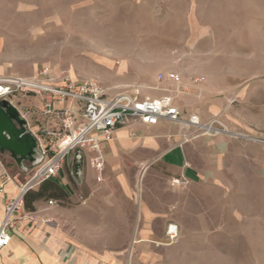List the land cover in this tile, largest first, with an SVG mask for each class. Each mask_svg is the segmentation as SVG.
<instances>
[{"label": "crops", "instance_id": "obj_1", "mask_svg": "<svg viewBox=\"0 0 264 264\" xmlns=\"http://www.w3.org/2000/svg\"><path fill=\"white\" fill-rule=\"evenodd\" d=\"M177 74V85L142 81L144 97L171 96L182 117L217 118L228 133L196 136L167 121L154 126L128 121L105 151L100 182L88 165L80 183L70 178L73 155L50 179L62 190L61 201L77 203L81 191L88 196L86 206L60 208L56 201L57 208L47 213L57 222L52 227L17 217L0 264H184L190 255L264 256V87L234 89L236 83L224 75L218 84L204 76L190 83ZM44 100L12 99L29 132L45 125ZM42 143L48 146L49 139ZM126 146L131 151L122 152ZM0 161L21 182L33 172L24 163L28 172L22 173L8 152H0ZM179 176L188 184L171 189L168 181ZM15 192L10 184L0 191V221L5 196ZM40 201L24 212L42 219ZM167 224L179 231L174 246H161Z\"/></svg>", "mask_w": 264, "mask_h": 264}, {"label": "rangeland", "instance_id": "obj_2", "mask_svg": "<svg viewBox=\"0 0 264 264\" xmlns=\"http://www.w3.org/2000/svg\"><path fill=\"white\" fill-rule=\"evenodd\" d=\"M42 67L56 79L96 80L106 97L145 98L141 82L171 70L190 83L225 76L234 89L264 87V0H0V76ZM87 198L80 191L77 203L57 207ZM48 200L32 219L52 227ZM184 264H264V256L190 255Z\"/></svg>", "mask_w": 264, "mask_h": 264}, {"label": "built area", "instance_id": "obj_3", "mask_svg": "<svg viewBox=\"0 0 264 264\" xmlns=\"http://www.w3.org/2000/svg\"><path fill=\"white\" fill-rule=\"evenodd\" d=\"M158 81H168L175 85L181 82L179 74L160 73ZM202 79H194L199 82ZM34 96L45 98L41 116L45 125L38 133H27L39 148L42 160L34 165L33 172L21 182L17 175H10L0 161V191L5 185H12L15 194L5 196L3 216L0 221V255L11 240V233L17 217L32 221V216L24 212L23 198L29 191L36 189L42 182L53 179L64 169L65 160L73 155L69 165V177L81 182L85 165L95 174L96 182L102 179L105 166V151L117 129L137 120L145 125L154 126L160 121L181 125L199 135L214 136L228 133L217 118L202 122L196 115L181 116L171 96L158 99L139 98L136 95L120 93L106 97L102 85L93 79L73 80L70 77L56 79L47 67H42L32 77L0 76V101L10 106L15 96ZM26 125V121L22 118ZM52 121L54 122L52 124ZM49 139V145L42 143ZM17 167L22 173L28 172L24 166ZM171 186L183 189L188 184L184 176L171 179ZM49 206H56L55 200H48ZM165 245L177 243V225L167 224Z\"/></svg>", "mask_w": 264, "mask_h": 264}, {"label": "water", "instance_id": "obj_4", "mask_svg": "<svg viewBox=\"0 0 264 264\" xmlns=\"http://www.w3.org/2000/svg\"><path fill=\"white\" fill-rule=\"evenodd\" d=\"M0 152H8L18 166H31L42 160L41 152L16 110L6 101H0Z\"/></svg>", "mask_w": 264, "mask_h": 264}, {"label": "trees", "instance_id": "obj_5", "mask_svg": "<svg viewBox=\"0 0 264 264\" xmlns=\"http://www.w3.org/2000/svg\"><path fill=\"white\" fill-rule=\"evenodd\" d=\"M63 192L52 180L42 182L36 191H29L23 198L24 209L34 211L33 204L42 199L55 200L62 203Z\"/></svg>", "mask_w": 264, "mask_h": 264}]
</instances>
